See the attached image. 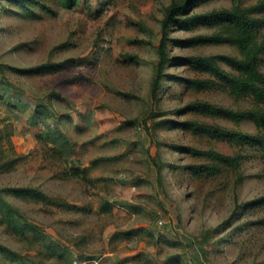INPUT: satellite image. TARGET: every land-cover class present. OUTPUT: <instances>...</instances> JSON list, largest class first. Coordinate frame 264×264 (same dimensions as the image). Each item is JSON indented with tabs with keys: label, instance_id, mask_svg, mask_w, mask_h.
Returning a JSON list of instances; mask_svg holds the SVG:
<instances>
[{
	"label": "rangeland",
	"instance_id": "obj_1",
	"mask_svg": "<svg viewBox=\"0 0 264 264\" xmlns=\"http://www.w3.org/2000/svg\"><path fill=\"white\" fill-rule=\"evenodd\" d=\"M176 1L0 0V264H264L262 151L179 124L258 132L187 108L253 106L219 83L187 85L209 75L177 60L240 49L190 40L218 21H177L155 84ZM234 5L194 0L179 17ZM189 146L242 158L232 167ZM204 164L214 168H194Z\"/></svg>",
	"mask_w": 264,
	"mask_h": 264
},
{
	"label": "trees",
	"instance_id": "obj_2",
	"mask_svg": "<svg viewBox=\"0 0 264 264\" xmlns=\"http://www.w3.org/2000/svg\"><path fill=\"white\" fill-rule=\"evenodd\" d=\"M194 0H182L174 2L168 7L163 20V38L160 45V61L157 84L163 76V67L169 60L166 51L168 32L175 22L196 24L198 22L218 21L222 28L210 35H198L190 40L197 42L228 43L237 46L241 56L231 54L212 55H183L177 60L188 65L194 71L208 74V77H182L183 81L196 90L208 89L214 84H221L230 90L236 97H248L253 104L248 108H232L214 104L207 101H193L187 105L191 111L206 115L223 116L236 123L246 120L252 121L258 132H246L226 126L186 120L179 124L190 129L194 133L207 134L218 139H226L240 145H256L264 156V70L261 66L264 54V40H259L258 32L264 27V17L259 14L264 12V0L251 6H243L242 0H234L231 8L214 10L181 19L179 16L185 13L186 7ZM21 3V2H20ZM70 60L53 64L54 69L64 68ZM2 66V64H0ZM39 68H42L39 67ZM37 70V69H29ZM187 149L196 155H204L210 159L235 167L239 164L242 155H231L214 149H198L192 146ZM197 170H212L210 164L194 166ZM2 251L12 254V258L19 260L18 255L9 247L1 246Z\"/></svg>",
	"mask_w": 264,
	"mask_h": 264
}]
</instances>
